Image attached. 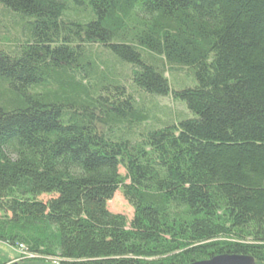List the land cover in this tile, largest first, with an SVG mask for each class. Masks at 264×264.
<instances>
[{
	"label": "trees",
	"instance_id": "obj_1",
	"mask_svg": "<svg viewBox=\"0 0 264 264\" xmlns=\"http://www.w3.org/2000/svg\"><path fill=\"white\" fill-rule=\"evenodd\" d=\"M0 246L264 264V0H0Z\"/></svg>",
	"mask_w": 264,
	"mask_h": 264
},
{
	"label": "rangeland",
	"instance_id": "obj_2",
	"mask_svg": "<svg viewBox=\"0 0 264 264\" xmlns=\"http://www.w3.org/2000/svg\"><path fill=\"white\" fill-rule=\"evenodd\" d=\"M175 80V81H174ZM174 80H171L170 83L171 85H175V82H177L179 84L178 81L181 80H186V82L189 80V78L187 77H183V76H176L174 77ZM159 99V98H158ZM161 104H164L166 106H168L171 109V113H170V117L169 112L167 110H162L161 107H159L155 101L150 103V115L152 114V119L153 116L156 117V121H159L160 119L162 120L161 123L159 125L156 124V122L154 120H150L149 125L154 126V128H162L163 126L159 127L160 125L164 124V123H173L176 122L177 120H181L183 117L181 114L177 113V112H183L185 111L186 107L184 102H177V101H173L172 98H161ZM177 112H176V111ZM189 117H191L192 115L190 113ZM168 117V118H167ZM123 174V172H121ZM44 201H46L48 198L47 197H43L42 198ZM108 209L111 213L113 214H121L124 215L128 220H131L134 214V210L133 208L129 205V203L125 200V198L123 197V195L121 194V192H118L115 194V196L113 197V199L108 202ZM0 254L3 257H10L11 262L9 264H40V263H36V257H24V259H21V257H23V255L25 254V252H22L20 250V247L17 251V248H9V247H5V246H0ZM22 255V256H21ZM14 258H18V259H14ZM30 260H34V262H31ZM48 264H56L54 262H47Z\"/></svg>",
	"mask_w": 264,
	"mask_h": 264
},
{
	"label": "water",
	"instance_id": "obj_3",
	"mask_svg": "<svg viewBox=\"0 0 264 264\" xmlns=\"http://www.w3.org/2000/svg\"><path fill=\"white\" fill-rule=\"evenodd\" d=\"M194 264H255V260L248 256L222 255L208 261Z\"/></svg>",
	"mask_w": 264,
	"mask_h": 264
},
{
	"label": "built area",
	"instance_id": "obj_4",
	"mask_svg": "<svg viewBox=\"0 0 264 264\" xmlns=\"http://www.w3.org/2000/svg\"><path fill=\"white\" fill-rule=\"evenodd\" d=\"M21 250H22V252H25L23 247L21 248ZM24 256H26V257H27V256H28V257H33L32 255H29V254H27V253H25ZM54 263H55V262H54Z\"/></svg>",
	"mask_w": 264,
	"mask_h": 264
}]
</instances>
